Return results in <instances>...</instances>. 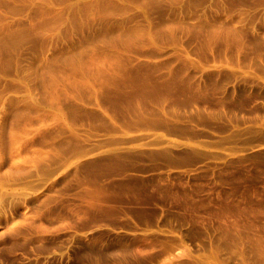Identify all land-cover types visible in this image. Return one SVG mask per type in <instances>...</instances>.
<instances>
[{"label": "rangeland", "instance_id": "rangeland-1", "mask_svg": "<svg viewBox=\"0 0 264 264\" xmlns=\"http://www.w3.org/2000/svg\"><path fill=\"white\" fill-rule=\"evenodd\" d=\"M0 264H264V0H0Z\"/></svg>", "mask_w": 264, "mask_h": 264}]
</instances>
